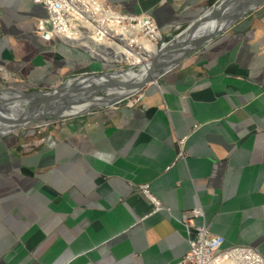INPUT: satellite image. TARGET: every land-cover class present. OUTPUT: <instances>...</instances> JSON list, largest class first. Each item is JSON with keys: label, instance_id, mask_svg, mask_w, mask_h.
Listing matches in <instances>:
<instances>
[{"label": "crops", "instance_id": "crops-1", "mask_svg": "<svg viewBox=\"0 0 264 264\" xmlns=\"http://www.w3.org/2000/svg\"><path fill=\"white\" fill-rule=\"evenodd\" d=\"M106 1L171 39L218 0ZM46 17L0 0V89L46 91L95 67L36 36ZM195 208L224 249L264 259V6L119 107L0 135V264H176Z\"/></svg>", "mask_w": 264, "mask_h": 264}, {"label": "water", "instance_id": "water-1", "mask_svg": "<svg viewBox=\"0 0 264 264\" xmlns=\"http://www.w3.org/2000/svg\"><path fill=\"white\" fill-rule=\"evenodd\" d=\"M263 6L264 0H218L173 38L161 36L157 54L137 72L134 69L103 71L95 65L96 70L72 76L46 91L2 88L0 128H5L6 132L0 135L46 121H66L119 107ZM144 68L145 73H142ZM128 72L140 74L141 78L125 79ZM74 106L79 109L75 114L65 113Z\"/></svg>", "mask_w": 264, "mask_h": 264}, {"label": "built area", "instance_id": "built-area-1", "mask_svg": "<svg viewBox=\"0 0 264 264\" xmlns=\"http://www.w3.org/2000/svg\"><path fill=\"white\" fill-rule=\"evenodd\" d=\"M41 5L47 17L38 19L35 34L43 41L57 40L75 49V43H82L80 52L88 56L91 63L101 69H113L109 60L93 59L92 44H100L101 49L111 48L113 44H121V60L125 68H141L152 59H141V55L133 54V47L139 45V37L154 39L157 52L161 42V33L156 22L147 14H129L117 10L109 3L108 10H101V0L98 5H88L84 0H33ZM82 19H91V26H82ZM132 20L137 22L138 31L128 32L115 30L114 22ZM143 52L146 50L143 49ZM124 70V69H114ZM126 70V69H125ZM50 121L33 125L35 128L49 126ZM142 193L156 204V210L161 206L149 194L147 186L141 187ZM203 210L195 208L184 217L182 223L189 236V250L176 264H264L263 257L254 249L244 246L223 248L224 238L211 233L204 223L196 226L194 220L203 218Z\"/></svg>", "mask_w": 264, "mask_h": 264}, {"label": "bare ground", "instance_id": "bare-ground-1", "mask_svg": "<svg viewBox=\"0 0 264 264\" xmlns=\"http://www.w3.org/2000/svg\"><path fill=\"white\" fill-rule=\"evenodd\" d=\"M84 3L88 5H98L100 4V0H84ZM109 3L106 0H101V10H108ZM82 26H91V19H82ZM114 29L115 30H124L128 32H135L138 31V24L132 20H120L118 22H114ZM139 45L143 47H139V51L136 52L135 48L133 47V54L134 55H141V59H152L156 54L157 50L154 48V39L148 37H139ZM75 49L82 50V43H75ZM143 49L146 52H143ZM116 51H121V44H113V50L111 48H104L101 49L100 44H92V56L93 59H101V60H109L110 67L114 69H123L117 68L119 66L125 65V62L121 60V53ZM142 73H145V68L142 69ZM147 70V69H146ZM140 74H136L133 72H128L124 75L125 79H139ZM138 77V78H136ZM77 106L72 107L69 110H66L65 113L67 114H75L74 112L78 111L76 109ZM0 132H6V129L0 128Z\"/></svg>", "mask_w": 264, "mask_h": 264}, {"label": "rangeland", "instance_id": "rangeland-1", "mask_svg": "<svg viewBox=\"0 0 264 264\" xmlns=\"http://www.w3.org/2000/svg\"><path fill=\"white\" fill-rule=\"evenodd\" d=\"M158 47H160V45L158 46ZM135 48V51L136 52H138L139 51V47H134ZM117 68H123L124 70L126 69V70H128V68H125V65H122V66H119V67H117ZM140 68H135L134 69V71H138ZM106 70H114V68L113 69H106ZM89 72H91V71H89ZM56 122H58V121H50L49 123H51L49 126H47V127H43V128H35V130H36V132H43V131H46L50 126H52V125H54V123H56Z\"/></svg>", "mask_w": 264, "mask_h": 264}, {"label": "clouds", "instance_id": "clouds-1", "mask_svg": "<svg viewBox=\"0 0 264 264\" xmlns=\"http://www.w3.org/2000/svg\"><path fill=\"white\" fill-rule=\"evenodd\" d=\"M161 36H162V35H161ZM95 65H96V64H95ZM96 66H98V65H96ZM102 70H103V71H107L106 69H102ZM129 100H130V99H129ZM129 100H128V101H129ZM126 102H127V101H126Z\"/></svg>", "mask_w": 264, "mask_h": 264}, {"label": "trees", "instance_id": "trees-1", "mask_svg": "<svg viewBox=\"0 0 264 264\" xmlns=\"http://www.w3.org/2000/svg\"><path fill=\"white\" fill-rule=\"evenodd\" d=\"M95 68V67H94ZM94 68H92L93 70H95Z\"/></svg>", "mask_w": 264, "mask_h": 264}]
</instances>
